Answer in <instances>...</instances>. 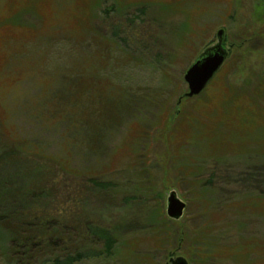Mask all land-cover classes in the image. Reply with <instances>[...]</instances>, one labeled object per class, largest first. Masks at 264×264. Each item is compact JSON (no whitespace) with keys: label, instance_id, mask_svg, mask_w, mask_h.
<instances>
[{"label":"rangeland","instance_id":"374dc122","mask_svg":"<svg viewBox=\"0 0 264 264\" xmlns=\"http://www.w3.org/2000/svg\"><path fill=\"white\" fill-rule=\"evenodd\" d=\"M28 214L45 243L18 259ZM0 216V264L72 255L85 225L114 245L73 264H264V0H0Z\"/></svg>","mask_w":264,"mask_h":264},{"label":"trees","instance_id":"16d2710c","mask_svg":"<svg viewBox=\"0 0 264 264\" xmlns=\"http://www.w3.org/2000/svg\"><path fill=\"white\" fill-rule=\"evenodd\" d=\"M108 185L109 184H106V183L100 184V186L104 188H107ZM45 191L46 190L43 188L41 191L38 192L37 197L46 198L50 196ZM12 210H11V213H12ZM15 214L19 216H23L21 212H18ZM25 216L29 217L32 220L27 221V220L20 219L18 221V224L16 226H13L12 231L14 235L10 234V240L13 245L12 247H15L12 250V254H15V255L17 254L18 256H20V257H17L18 259L23 257L25 254H27V252H30L31 250L37 251L38 249H40L42 245L41 243L43 242L45 243L44 238L43 240H41V237H43L42 233L31 234V230L29 226L35 225V224L38 225L39 223L43 222V220H45L46 218L43 219V217H41L40 219V218H37L35 215H30V214L25 215ZM85 227H86L85 229L86 234H85L84 240H86L85 243L87 245L79 246V249H76L72 255L69 252L62 258H60L61 254H58L59 256L56 255L55 257L49 260L51 264H73L77 261H80L86 258L96 257L100 255H109L111 253V250L114 245V238L111 235L112 233L110 232V229H107L105 227H100V226H91V225H85ZM26 232H29V233H26ZM51 235L52 234L50 233V236L48 237H51ZM50 241H52V238H50ZM88 241L91 244H88L87 243ZM98 243L101 245L100 249L97 247Z\"/></svg>","mask_w":264,"mask_h":264},{"label":"water","instance_id":"95a60500","mask_svg":"<svg viewBox=\"0 0 264 264\" xmlns=\"http://www.w3.org/2000/svg\"><path fill=\"white\" fill-rule=\"evenodd\" d=\"M217 43L203 50L194 58L191 64L185 68L183 80L186 83L187 91L183 94L185 97L198 94L213 77L226 57V50L222 47L223 29L216 31ZM165 212L171 219H178L185 207L173 190L167 193L165 200ZM169 264H186L182 257L169 258Z\"/></svg>","mask_w":264,"mask_h":264}]
</instances>
